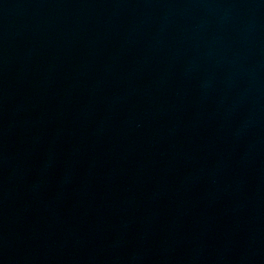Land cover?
<instances>
[{
  "label": "water",
  "instance_id": "obj_1",
  "mask_svg": "<svg viewBox=\"0 0 264 264\" xmlns=\"http://www.w3.org/2000/svg\"><path fill=\"white\" fill-rule=\"evenodd\" d=\"M0 264H264V0H0Z\"/></svg>",
  "mask_w": 264,
  "mask_h": 264
}]
</instances>
